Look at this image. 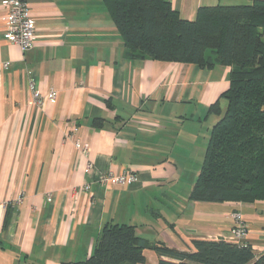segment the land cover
<instances>
[{
  "label": "crops",
  "instance_id": "obj_1",
  "mask_svg": "<svg viewBox=\"0 0 264 264\" xmlns=\"http://www.w3.org/2000/svg\"><path fill=\"white\" fill-rule=\"evenodd\" d=\"M6 1L0 0V264L84 260L109 222L181 250L193 249L194 239L223 238L264 255V200L190 199L221 117L211 105L219 100L226 109L221 95L230 66L126 58L105 0H26L36 42L24 51L5 35ZM167 1L194 20L200 7L253 0ZM32 80L42 96L56 90L57 98L36 101ZM76 138L90 144L87 155ZM126 170L137 182L102 181ZM233 213L246 222L243 239H233ZM147 256L156 264L153 251Z\"/></svg>",
  "mask_w": 264,
  "mask_h": 264
},
{
  "label": "trees",
  "instance_id": "obj_2",
  "mask_svg": "<svg viewBox=\"0 0 264 264\" xmlns=\"http://www.w3.org/2000/svg\"><path fill=\"white\" fill-rule=\"evenodd\" d=\"M123 36L128 59H160L212 68L231 67L229 88L211 111L221 117L209 143L190 199L213 202L264 200V0L200 7L183 19L167 0H105ZM181 250L151 241L135 226L106 223L92 254L62 264H264L248 243L194 239Z\"/></svg>",
  "mask_w": 264,
  "mask_h": 264
},
{
  "label": "built area",
  "instance_id": "obj_3",
  "mask_svg": "<svg viewBox=\"0 0 264 264\" xmlns=\"http://www.w3.org/2000/svg\"><path fill=\"white\" fill-rule=\"evenodd\" d=\"M6 5L8 8V14L5 17L6 26L4 29L5 35L9 41L17 44L22 50H28L35 46L36 42V21L30 14V7L26 0H7ZM9 62H6L4 66H8ZM30 89L33 98L36 101L43 102L45 99H56L58 92L51 90L46 96H42L32 80L30 83ZM75 145L81 154L87 155L90 151V144L83 142L79 138H76ZM138 177L135 173L126 170L121 174H114L108 172L102 177V181L111 182L112 186H125L137 182ZM86 188H90L86 185ZM85 188V189H86ZM87 190V189H86ZM232 218L237 226L233 229V239H243L248 228L246 222L243 220L240 213H233Z\"/></svg>",
  "mask_w": 264,
  "mask_h": 264
},
{
  "label": "rangeland",
  "instance_id": "obj_4",
  "mask_svg": "<svg viewBox=\"0 0 264 264\" xmlns=\"http://www.w3.org/2000/svg\"><path fill=\"white\" fill-rule=\"evenodd\" d=\"M225 102H226V101H225ZM226 103H227V102H226ZM193 172H194V171H193ZM188 177H189V180L192 179V178H190V177H191L190 174H189ZM193 179H195V178H193ZM87 185H89V184H87ZM84 187L86 188V185H84ZM86 189L89 190L90 188H86ZM153 261H154V260H153ZM151 262H152V261H149V264H152ZM153 263H154V262H153ZM155 263H157V262H155Z\"/></svg>",
  "mask_w": 264,
  "mask_h": 264
}]
</instances>
